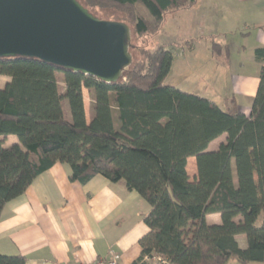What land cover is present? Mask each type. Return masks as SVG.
I'll return each instance as SVG.
<instances>
[{
	"label": "trees",
	"instance_id": "obj_1",
	"mask_svg": "<svg viewBox=\"0 0 264 264\" xmlns=\"http://www.w3.org/2000/svg\"><path fill=\"white\" fill-rule=\"evenodd\" d=\"M77 1L88 10L123 11L125 18L118 21L136 38L157 33L167 12L196 2ZM138 50L140 57L110 83L37 58L0 57V76L8 79L0 87V217L7 202L61 163L72 182L84 184L95 175L123 181L147 203V232L137 241L140 253L132 264H152L145 257L155 256L167 264H264V47L254 50L259 83L247 114L233 100L222 108L166 82L172 63L168 47ZM212 50L229 52L218 43ZM9 135L17 141L5 146ZM219 137L217 147L208 150ZM190 156L196 159L193 180L186 169ZM209 214H219L220 222H208ZM241 234L244 248L236 238ZM0 264L27 263L23 255L0 252Z\"/></svg>",
	"mask_w": 264,
	"mask_h": 264
},
{
	"label": "crops",
	"instance_id": "obj_2",
	"mask_svg": "<svg viewBox=\"0 0 264 264\" xmlns=\"http://www.w3.org/2000/svg\"><path fill=\"white\" fill-rule=\"evenodd\" d=\"M236 1L252 7H241L240 14L229 7L226 15L225 7L211 6L216 0L211 5L196 0L185 8L191 31L183 36L176 54L170 50L172 63L166 80L170 77L169 84L212 99L222 108L233 100L247 114L259 83L260 63L254 50L264 47V0ZM232 34L239 36V43L234 37L228 39ZM213 43L227 45L228 55L215 54ZM222 139L213 140L208 150ZM186 169L193 180L197 176L194 156L187 158ZM68 174V166L56 163L5 204L0 252L23 255L27 264L93 263L113 255L118 256L117 264H132L140 253L137 241L147 232L143 222L147 203L123 181L110 182L95 175L81 184L70 181ZM207 221L219 223V214L207 215ZM236 238L244 248L245 239ZM225 264L238 263L229 260Z\"/></svg>",
	"mask_w": 264,
	"mask_h": 264
},
{
	"label": "water",
	"instance_id": "obj_3",
	"mask_svg": "<svg viewBox=\"0 0 264 264\" xmlns=\"http://www.w3.org/2000/svg\"><path fill=\"white\" fill-rule=\"evenodd\" d=\"M132 31L77 0H0V57H32L117 82L128 71Z\"/></svg>",
	"mask_w": 264,
	"mask_h": 264
},
{
	"label": "rangeland",
	"instance_id": "obj_4",
	"mask_svg": "<svg viewBox=\"0 0 264 264\" xmlns=\"http://www.w3.org/2000/svg\"><path fill=\"white\" fill-rule=\"evenodd\" d=\"M203 3L208 2V5L212 4L214 0H201ZM216 5L212 7H225L227 10L223 14H230L229 13V7L231 9H235L236 13L235 14H240L242 11L241 7H252L249 3H246L244 1H236V0H216ZM210 6V7H211ZM89 10L94 14V16L100 18V19H105V20H122V18H125V13L121 10H118L114 7H88ZM224 8V10H225ZM185 8H181L175 11L167 12L164 15V20L162 22V25L159 29V31L155 34H147L143 35L142 37L136 38L135 35L132 33L131 35V43L133 47L130 49V52L132 54L133 60L138 59L140 57L139 55V47L147 48V49H154L159 45H164L167 46L170 50L173 52L176 49H181L179 46L182 44V39L184 38L183 36L187 35V32L191 31V24L190 22L187 21V14ZM230 35V34H229ZM238 35H240V32H238ZM238 35H231L228 37L229 40H231L230 37H234L237 40L236 43H239L240 38ZM228 36V35H227ZM250 43L248 42V45ZM234 47H236L234 45ZM137 48V49H136ZM234 51V50H233ZM177 52H174L173 54H176ZM180 53V51L178 52ZM249 50L246 51V56L248 55ZM57 80H58V85H59V91H63V83H62V77L60 74H57ZM168 80L170 81V77H168ZM6 81L5 77L0 76V86H3L4 82ZM168 81V82H169ZM167 82V80H166ZM184 85V84H183ZM187 86V85H184ZM189 86V85H188ZM184 88V87H183ZM188 87H185L186 90ZM84 105H85V113L87 118L89 117L90 113V97L88 95V92L84 89ZM193 93V92H192ZM63 109L65 116L68 117V107L65 102H63ZM113 117L115 119L116 115L113 113ZM17 141L16 137L13 135L7 136L5 138V146H8L11 142ZM215 144V142H214ZM212 144V147L214 146ZM243 239H245V235L241 234Z\"/></svg>",
	"mask_w": 264,
	"mask_h": 264
},
{
	"label": "built area",
	"instance_id": "obj_5",
	"mask_svg": "<svg viewBox=\"0 0 264 264\" xmlns=\"http://www.w3.org/2000/svg\"><path fill=\"white\" fill-rule=\"evenodd\" d=\"M117 260H118V256L113 255L112 257H110L108 259H101V260H98V261L93 262V263H86L83 261H77L74 264H117L118 263ZM145 261H151L152 264H167V262L164 259H162L160 256H155V257H152L150 259L148 257H145Z\"/></svg>",
	"mask_w": 264,
	"mask_h": 264
}]
</instances>
